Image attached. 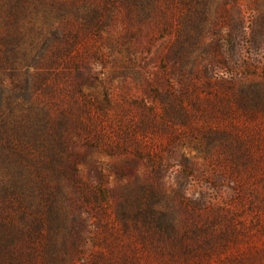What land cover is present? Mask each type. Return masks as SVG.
I'll use <instances>...</instances> for the list:
<instances>
[{
    "label": "rangeland",
    "instance_id": "rangeland-1",
    "mask_svg": "<svg viewBox=\"0 0 264 264\" xmlns=\"http://www.w3.org/2000/svg\"><path fill=\"white\" fill-rule=\"evenodd\" d=\"M144 5L104 13V28L80 48L93 73L82 91L91 104L107 95L108 119L127 133L129 151L104 161L121 166V181L160 185L180 241L142 240L132 223L85 227L78 264L99 249L115 264H264V0ZM9 55L0 44V177L23 78L17 52ZM6 211L0 201V218Z\"/></svg>",
    "mask_w": 264,
    "mask_h": 264
},
{
    "label": "trees",
    "instance_id": "trees-1",
    "mask_svg": "<svg viewBox=\"0 0 264 264\" xmlns=\"http://www.w3.org/2000/svg\"><path fill=\"white\" fill-rule=\"evenodd\" d=\"M145 1L0 0V44L7 59L17 52L23 77L19 120L16 128L6 126L0 264H78L86 258L83 228L109 223L126 231L132 223L142 240L180 241L179 225L160 206V185L121 181V166L104 161L129 151L127 133L108 119L107 95L91 104L82 91L93 73L86 62L81 68L80 48L104 28V13L110 7L144 8ZM135 155L146 157L141 150ZM147 160L154 157L148 154ZM193 165L191 172L183 170L186 177ZM112 175L120 179L116 185ZM195 200L208 205L204 198ZM108 255L110 249H99L91 263L115 264Z\"/></svg>",
    "mask_w": 264,
    "mask_h": 264
}]
</instances>
